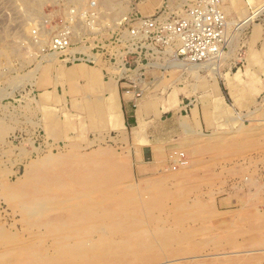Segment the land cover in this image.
<instances>
[{
  "label": "rangeland",
  "instance_id": "rangeland-1",
  "mask_svg": "<svg viewBox=\"0 0 264 264\" xmlns=\"http://www.w3.org/2000/svg\"><path fill=\"white\" fill-rule=\"evenodd\" d=\"M91 1L0 0V264H264V11L236 27L219 73L150 64L131 140L116 78L77 63L110 79L105 98L96 77L43 58ZM94 1L108 27L165 0ZM237 1L234 28L264 3ZM36 186L53 199L30 211Z\"/></svg>",
  "mask_w": 264,
  "mask_h": 264
},
{
  "label": "built area",
  "instance_id": "built-area-1",
  "mask_svg": "<svg viewBox=\"0 0 264 264\" xmlns=\"http://www.w3.org/2000/svg\"><path fill=\"white\" fill-rule=\"evenodd\" d=\"M228 2L165 0L153 14L132 11L104 27L92 0L84 12L70 10L47 50L58 53L66 64L104 67L107 78H116L126 92L139 99L144 93L145 71L153 62L205 63L223 58L240 27L234 28L226 14Z\"/></svg>",
  "mask_w": 264,
  "mask_h": 264
},
{
  "label": "bare ground",
  "instance_id": "bare-ground-1",
  "mask_svg": "<svg viewBox=\"0 0 264 264\" xmlns=\"http://www.w3.org/2000/svg\"><path fill=\"white\" fill-rule=\"evenodd\" d=\"M237 0H232V4L233 6L235 7L237 5ZM100 4L101 5H104L106 6L107 8L108 7H116L117 3L114 2V0H100ZM87 6V5H86ZM249 7H252V6H249ZM90 8V7H89ZM227 8V6H226ZM230 8V7H229ZM120 9H122L120 7ZM226 10V9H225ZM262 11H264V3L260 4V6H257V8H254L253 10L251 9L250 12H246L244 13V18L242 19L241 23H240V29L245 26V24L248 23V21L251 20V18H253L254 16L258 15L259 13H261ZM66 14V13H65ZM101 17V16H100ZM233 21V20H232ZM109 26V25H108ZM43 30V29H42ZM235 35V34H234ZM50 36V32L48 31H42V33L40 34V38L37 40V42H39L40 44H45V43H48L47 40L48 37ZM43 37V38H42ZM235 38V36H234ZM234 38H233V41H234ZM51 40V39H50ZM233 41L232 43L230 44V47H232L233 45ZM46 53V52H45ZM50 53V52H48ZM50 54H53L55 55L54 57H50L49 54H45L43 55V58L47 61L48 60H58V53L56 52H52ZM57 56V57H56ZM46 57V58H45ZM224 58L226 59L227 56L224 55V57L220 60V61H213V62H205V63H193V62H188V61H183V60H179V59H172V60H168L166 61V63H163V65L165 66V68H179V69H182V70H187L191 73H194V75L196 74V77L199 76V72L200 70H206V71H211V72H217L219 73L220 72V69H221V62L222 60H224ZM60 60V59H59ZM82 68H85V67H82L78 64H74V66H72L70 68L71 70V73H78V71L82 70ZM80 69V70H79ZM181 72V71H180ZM70 74V73H69ZM219 75V74H218ZM200 77V76H199ZM108 88L109 89H112V85H108ZM53 157V156H52ZM62 158V157H61ZM59 159V158H58ZM47 160V159H46ZM46 166V165H45ZM71 173V172H70ZM82 177L80 176H76V179L74 180H85L87 178V173L86 172H83L81 174ZM62 182V181H61ZM82 183L84 181H81ZM68 183V182H67ZM63 184V183H62ZM49 191L48 189H41L40 187L36 186V188H31V190H29L26 194H27V200L26 202L23 203V207L26 208V209H29L30 211L32 210H42L45 208L47 202H48V199L49 200H52L53 199V196H50L49 195ZM54 192V191H53ZM36 193H40L41 196L38 197V195ZM59 193V192H58ZM50 205V204H49ZM29 213V212H28ZM92 247V246H91Z\"/></svg>",
  "mask_w": 264,
  "mask_h": 264
},
{
  "label": "crops",
  "instance_id": "crops-1",
  "mask_svg": "<svg viewBox=\"0 0 264 264\" xmlns=\"http://www.w3.org/2000/svg\"><path fill=\"white\" fill-rule=\"evenodd\" d=\"M78 73H82V76L84 78L87 75L89 77H96L98 79L99 88L104 93V97L106 98V96H109L108 91H106V88L108 87V85H110L108 82L110 79H102L98 70L82 68V70L78 71ZM117 97L120 105V111H116V117L118 119V122L127 130H132V132L130 133V139L135 140L136 138L134 137L133 130L135 129L136 133H138L137 131L141 129L140 126L142 124V120H139V111H142L139 109V103L142 101V98L137 99L133 96L132 92H126L119 82L117 84ZM259 167L261 166L259 165ZM259 175H262V177H264L263 168L262 170L260 168ZM262 179L263 178H261V180ZM259 182L263 183L264 179L262 181L259 180Z\"/></svg>",
  "mask_w": 264,
  "mask_h": 264
}]
</instances>
